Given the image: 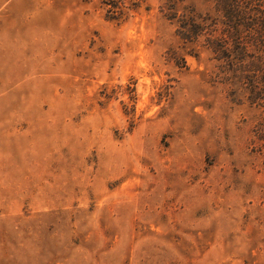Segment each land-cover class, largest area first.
<instances>
[{
	"label": "rangeland",
	"instance_id": "obj_1",
	"mask_svg": "<svg viewBox=\"0 0 264 264\" xmlns=\"http://www.w3.org/2000/svg\"><path fill=\"white\" fill-rule=\"evenodd\" d=\"M247 87L224 0H0V264H264Z\"/></svg>",
	"mask_w": 264,
	"mask_h": 264
},
{
	"label": "trees",
	"instance_id": "obj_2",
	"mask_svg": "<svg viewBox=\"0 0 264 264\" xmlns=\"http://www.w3.org/2000/svg\"><path fill=\"white\" fill-rule=\"evenodd\" d=\"M224 60L247 84L250 100L264 107V0H224Z\"/></svg>",
	"mask_w": 264,
	"mask_h": 264
}]
</instances>
